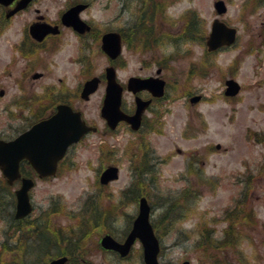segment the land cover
Instances as JSON below:
<instances>
[{
	"label": "rangeland",
	"instance_id": "obj_1",
	"mask_svg": "<svg viewBox=\"0 0 264 264\" xmlns=\"http://www.w3.org/2000/svg\"><path fill=\"white\" fill-rule=\"evenodd\" d=\"M216 1L219 0H151L148 15L154 10L155 15L160 13L158 18L152 17V21L146 23L134 0L133 19L138 21L140 30L149 31L144 30L143 36L138 34L136 40L131 41L132 46L138 44V47L126 48V63L121 74L124 77L138 72L155 75L158 68H162L160 72L168 81L166 98L157 103L156 118L150 115L146 133L141 135L126 126L119 127L115 134L105 133L107 125L100 112L104 88L89 100L74 99L86 120L101 131L70 148L58 178L36 181L31 190L34 205L31 219L55 210L63 214L58 217L61 226H68L72 219L66 215H77L87 205L95 204L97 195H102L104 204L116 205L111 223L114 234L125 238L138 216L139 199L147 192L152 206L151 221L156 225L162 246L160 264L185 261L264 264V0L259 5L256 0H223L228 10L222 16L215 10ZM102 4L95 11L97 17L109 16L114 8L117 14L120 12L118 2L106 13L100 10ZM62 6V0H39L30 11L10 21L0 17V93L5 92L4 96L0 94L1 139L14 138L27 126L25 118L19 117L23 113L18 101L21 98L15 99L22 92L19 82L22 87L38 93L64 73L69 75L74 90L80 82L79 68H73L70 61L76 47L72 35L67 37L72 40L71 47H64L53 56L57 66L44 79L33 83L31 78L23 77V63L10 66L11 46L21 37L24 24L39 13L53 19ZM35 8L40 9L39 13ZM128 15L127 10L126 17ZM140 18L143 20L139 21ZM215 19L236 27L238 42L234 47L210 55L200 34L204 33L207 38ZM188 25L187 34L199 33L192 41L180 36ZM145 38L149 46L143 45ZM104 65L105 58L100 54L96 72ZM141 68L144 69L141 71ZM228 79L240 83V92L230 98L224 93ZM195 95L203 98L194 105L190 99ZM37 100L36 109L51 103L46 97ZM56 102L52 100L53 105ZM110 166L118 167V178L103 185L101 172ZM249 167L253 176L245 180L243 175L248 173ZM17 188L19 185L6 186L0 173V264L13 259L15 254L8 245L12 246L14 241L11 214ZM128 189L126 198H131L132 202L126 203L123 193ZM139 192L143 195L136 200ZM183 193L189 194L192 205L182 212L184 217H180L175 200L178 198L179 207L182 204L185 207L186 202L180 199ZM235 207H239L240 216L244 208L247 209L250 217L233 222L231 228L226 212ZM39 226L42 227V223ZM45 229L46 226L41 230L43 234ZM92 239L86 240L84 248L91 253L90 264H145L139 241L129 260L121 262L99 254L96 239ZM21 240L30 248L26 256L30 262H49V251L41 238L30 242L23 236ZM37 241L42 243L37 245ZM4 244L7 245L4 247ZM26 245L19 250L20 255L27 252ZM18 246L16 238V252Z\"/></svg>",
	"mask_w": 264,
	"mask_h": 264
},
{
	"label": "flooded vegetation",
	"instance_id": "obj_2",
	"mask_svg": "<svg viewBox=\"0 0 264 264\" xmlns=\"http://www.w3.org/2000/svg\"><path fill=\"white\" fill-rule=\"evenodd\" d=\"M19 1L20 0H16L15 3L8 7L0 5V14H2L1 17L4 16L7 21H10L13 17L9 18L7 17V15L11 10L15 8V6L18 5ZM38 1L39 0H32L26 8L18 11L16 13V16L30 11ZM62 1L63 6L57 11L56 17L53 19H50L48 15L39 13L40 9H34L35 12L39 14H36L30 23L26 22L24 24V26L22 27L24 30L21 37H19L16 40V43L11 46L12 61L10 66L23 63V67L21 69L23 77H25L26 80L28 78H31L33 83L40 81L44 79L48 73L51 74L54 66H57L56 60L53 59V56L58 52H61L64 47H71L72 40H67V37L72 35L76 39V47L74 54L70 57V61L74 64L73 68H79L80 82L78 83L77 88L74 90L73 86H71V84L69 83V75L67 73H64L61 77H58L55 82H49L45 86L44 90L40 91L39 93L36 90L35 92L34 90H32L31 92L28 87V89H26V87H22L21 82H17L18 86H21L22 90L20 94H17L15 96V99L18 96L21 98V100H19L18 98V101L23 113L20 114L19 117L23 118V120L25 118V123L28 127L26 126L24 127L25 129L18 131L15 137L31 128L37 122L52 117L57 112V107L60 104L69 105L74 110L81 111L83 113V111L76 106L73 100L77 98L83 99L82 94L85 84L92 79H97V89L92 95L104 88V101L108 87V69H112V71L116 73L117 81L123 88L122 110L127 115L132 116L136 113V99H142L144 101L150 102V105L144 110L142 114V125L138 131H134L131 125L125 122H121L119 124V127L126 126L131 132L136 135L146 133L145 128L150 124L151 120L150 115L154 117L156 111L155 107H157V103L163 102L165 97H155L151 91L147 89H139L133 85L131 86L132 89H130L129 81L132 78L146 79L151 77H159L166 81V87L168 86V81L166 80L165 75H162V72H160V69L162 68H158L159 70H157V74L155 75L138 72L133 73L128 77H124L121 74L122 68L126 63L124 52L126 48L132 50L130 49V46H132L131 41H135L136 35L141 34L143 30H140L138 28V21H134L133 19L132 6L134 4V0ZM117 2L120 4V12L118 14L116 13V10L114 8L113 13L109 14V16L107 17L101 18L95 15V11L97 7L101 5V3L103 4L100 10L106 13L110 12L112 9V5ZM138 2H140V0H137V3ZM142 5L144 7V4ZM127 10L128 14H130L127 16L128 18L126 17ZM142 10L143 8H139V13L142 14ZM68 12H70V17L64 20L63 17ZM135 15H137V13H135ZM123 16H125L124 21L122 20ZM158 16L159 13L156 15L154 14L153 17L158 18ZM141 19L143 18H140L139 21ZM36 26H47L48 28H46L45 30L48 31L41 37H34L31 32V28ZM111 34L118 35L121 40V54L116 57L104 50V37ZM128 38H130L131 40H128ZM65 43H68L69 45ZM135 43L137 44V42ZM110 45L111 49H116V42L114 40L112 41V43H110ZM136 46L138 47L139 45L137 44ZM100 54H102L105 58V65L100 72H96L97 61H99ZM154 64L155 63L153 62V65ZM143 69L144 68H141V71ZM77 75L78 73L74 74L73 76L76 77ZM0 94L5 95V92L1 91ZM39 94L40 96H37ZM41 97L48 98L51 103L48 105V107L44 106L43 108H34L37 105L34 104V102H37V99ZM52 100H57L58 102L53 105ZM102 104L100 112L102 110ZM83 117L85 118L84 113ZM155 118L156 117H154V119ZM87 123L92 126V124H90L88 121ZM118 128L115 131H112L107 127L105 133L115 134ZM100 131L101 128L98 127L95 133H89L84 137V139L92 134H97ZM66 158L67 157L59 162L56 175L47 178H41L27 160L21 161V177L16 181V185H19L20 188L21 182L25 178L33 179L34 181H48L58 178L61 173V167L63 166ZM96 197L97 200H95V204L91 206L87 205L85 209L78 212L77 215H66L68 218L72 219L68 226H61L58 217L62 216L63 214H60L61 212L55 210H48L46 212V215L38 216L37 218L33 219H31L29 216L24 219H16L15 205L14 210L12 211L13 214H11V219L14 227L13 252L16 254V238L18 239V243H20V240L23 236H26L27 241L30 242L33 238L39 240L41 238L43 240V244L49 251V261L66 257V264H90L88 263V260L92 258L91 253H87L86 251H84V248L87 243L86 240L90 241L94 237L96 239L94 242L99 254H102L105 257L112 256L121 262L128 261L130 256L127 258H122L118 252L104 246L103 240L106 237H112L119 243H123L127 236H125V238L116 237L112 230L111 223L113 222L115 217L114 212L116 205L104 204V199H101V197H103L102 195H97ZM110 198L111 195L108 193V200H111ZM180 199L181 202H186L185 207H187L185 208L183 204L179 207L178 202H176L175 200V207L176 209L179 208V212L181 213L180 217H182L184 211L191 209L192 200L189 194L184 193L180 195ZM55 214L56 216L53 218ZM52 218L54 223L52 222ZM40 223H42V227L39 226ZM54 224L56 225V227H54ZM44 226H46V229L43 230L45 231V234H43V232L41 231ZM43 235H45V239H43ZM40 242L42 243V241H37V244H39Z\"/></svg>",
	"mask_w": 264,
	"mask_h": 264
},
{
	"label": "water",
	"instance_id": "obj_3",
	"mask_svg": "<svg viewBox=\"0 0 264 264\" xmlns=\"http://www.w3.org/2000/svg\"><path fill=\"white\" fill-rule=\"evenodd\" d=\"M32 0H21L18 5L10 12L14 15L17 11L26 7ZM14 0H0L1 4L6 6L12 4ZM218 14L227 12V6L223 0L215 3ZM66 15L65 18H69ZM31 31L36 33L38 27H32ZM237 39V29L229 27L226 23L215 20L212 26V32L207 39V45L210 51L217 50L222 46H230ZM116 42V49L110 48L112 41ZM120 38L118 35H107L104 37V50L117 56L120 53ZM108 88L102 108V116L108 122L110 128L115 129L121 121H127L132 124L134 129H139L141 123V114L149 102L138 101V109L135 115L128 116L121 110L122 90L115 80V73L110 69L108 71ZM96 81L94 79L87 83L83 92V97L87 98L96 90ZM136 85L137 88L150 89L155 96L164 95L165 82L157 79L138 80L132 79L130 85ZM226 94L235 96L240 91V85L233 79L227 81ZM200 100V96L191 99L192 103ZM90 131H96V128L87 126L82 119L80 112L74 111L71 107L60 105L58 112L48 120H44L34 125L30 130L23 133L18 138L11 141L0 140V168L2 169L8 182L12 184L19 177L20 161L27 159L35 170L42 176H50L56 173L59 161L64 157L68 148L78 143L81 138ZM220 148V146L218 145ZM118 167H108L101 176V182L107 184L118 178ZM34 186L30 179L23 180L22 187L16 192L17 195V218H23L32 212L29 191ZM151 206L146 197L139 201V213L134 221L133 228L129 233L125 243L120 244L112 237H106L103 244L107 248L118 251L121 256L129 254L133 244L139 239L143 246L144 261L146 264H159V253L161 250L160 242L155 234L150 221ZM67 258H60L50 261L47 264H66ZM184 264H190L186 261Z\"/></svg>",
	"mask_w": 264,
	"mask_h": 264
},
{
	"label": "trees",
	"instance_id": "obj_4",
	"mask_svg": "<svg viewBox=\"0 0 264 264\" xmlns=\"http://www.w3.org/2000/svg\"><path fill=\"white\" fill-rule=\"evenodd\" d=\"M261 1H263V0H256V4H260L261 3ZM142 4H148V5H145L144 6V9L142 10V14L144 15V20H146L147 22L146 23H148V22H150V21H152V17L154 16V13H155V10L153 11L154 13H152V14H150V15H148V6H149V4L151 5V4H153V2H151V0H142V2H141V9L143 8V5ZM263 4V3H262ZM141 20H143V19H141ZM143 25V24H142ZM144 27H146L145 25H144ZM141 28H142V26H141ZM188 28H189V25L188 26H186L185 28H184V30L182 31V34H181V37H183V39L184 40H194L193 39V36L194 35H198L199 33L198 32H194L193 34H187V31H188ZM191 28V27H190ZM143 29V28H142ZM144 30H146V31H149L148 29H143L142 30V33H141V36H143L144 35ZM147 38V37H146ZM144 39V44L143 45H146V46H149V42H147V41H149V40H147V39ZM200 38H201V41H204L206 38H205V34L203 33L202 35L200 34ZM145 156H147V155H145ZM190 168H191V164H190ZM249 170H248V173H246V174H244L243 175V178L245 179V178H247V179H251L252 178V176H253V174H252V168H248ZM190 170V169H189ZM246 180V179H245ZM5 184H6V186H8L7 185V183L5 182ZM135 185V184H134ZM133 186V185H132ZM9 187V186H8ZM134 187V186H133ZM141 187H143V185H141ZM143 189H145L144 187H143ZM128 191H130V189H128V190H126L123 194H124V197L126 198V197H128V195L126 194V192H128ZM147 192H144V194L145 195H147L146 194ZM136 195H138V197H135L136 198V200H137V198H139L141 195H143V192H139V193H136ZM135 200V201H136ZM124 202H126V203H128V202H132V199L131 198H126V201H124ZM236 206V205H235ZM239 212H240V210H239V207L237 208V207H235L232 211H227L226 212V218L227 219H229L230 220V226H231V228L232 227H234V225H233V222H236L237 220H245V219H248L250 216H248L246 213L248 212L247 211V209H245L244 208V210H243V216H240L239 215ZM155 228H156V225L154 226ZM225 241V240H224ZM224 241H222L221 242V245H223V243H224ZM233 242H235V241H233ZM5 245H7V244H4V247H5ZM24 245H26L25 244V241L24 240H20V243H19V246H18V252H16V259H11V260H7L6 262H1V264H34V262L33 261H29V259H27V255L30 253L29 252V250H30V248L26 245L25 246V250H27V252L25 251H23L22 253H24L23 255H20V251L22 250V247H24ZM36 245V244H35ZM38 245V244H37ZM42 245V244H41ZM207 246H209V245H211V244H206ZM43 247V246H42ZM7 248V247H6ZM40 248V247H39ZM44 248V247H43ZM8 249H10V251H13V245L12 246H9L8 245ZM45 249V248H44ZM20 250V251H19ZM16 260V261H15ZM38 263H40V262H36V264H38Z\"/></svg>",
	"mask_w": 264,
	"mask_h": 264
}]
</instances>
